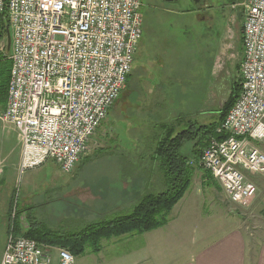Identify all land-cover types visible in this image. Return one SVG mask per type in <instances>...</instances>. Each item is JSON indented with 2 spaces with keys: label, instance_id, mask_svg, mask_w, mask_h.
I'll list each match as a JSON object with an SVG mask.
<instances>
[{
  "label": "built area",
  "instance_id": "built-area-1",
  "mask_svg": "<svg viewBox=\"0 0 264 264\" xmlns=\"http://www.w3.org/2000/svg\"><path fill=\"white\" fill-rule=\"evenodd\" d=\"M142 0H0L12 61L4 120L18 132L19 173L54 161L72 172L126 87L143 36ZM242 90L192 166L249 208L264 174V0H247ZM1 31V29H0ZM3 49L0 35V50ZM227 199V200H228ZM14 213V212H13ZM56 261V262H55ZM76 257L10 228L0 264H75Z\"/></svg>",
  "mask_w": 264,
  "mask_h": 264
},
{
  "label": "rangeland",
  "instance_id": "rangeland-1",
  "mask_svg": "<svg viewBox=\"0 0 264 264\" xmlns=\"http://www.w3.org/2000/svg\"><path fill=\"white\" fill-rule=\"evenodd\" d=\"M193 1L142 0L141 5L144 40L150 37L148 42L151 51H159L152 44H161L160 47L163 46L166 51L165 61H168L169 70L179 71V99L176 98L175 91L163 92L165 107L163 115L158 114L159 109H154L150 103L145 104L143 94L133 88L129 79L120 98L90 139L86 153L72 172H63L50 160L20 174V138L14 127L4 120L7 104L3 109L0 108V180H6L0 184V245L7 240V225L10 219L12 221L16 206L23 209L37 204L38 217L53 229H71L77 225L76 221L79 222V227H83L95 219H103L106 214L92 216L89 213H94L95 206L104 207L105 202L115 205L117 200L121 201L123 198L121 192L115 195V192H111L113 190L105 187L109 181L106 177L103 178V166L116 165L122 153L135 149L136 142H132L134 135H140L143 138L140 141L144 145L146 132L148 135L152 127L151 122L157 119L159 121L160 117L168 121L171 112L175 110H180L181 113L190 108L200 113L217 109L216 113L220 112L230 97L231 87L241 79L237 64L243 58L238 49V38L245 20L247 0H200L195 6L191 4ZM1 38L3 49L0 53L10 57L8 36ZM172 95L175 108L169 103ZM146 102H149L148 96ZM256 145L264 149V140L256 142ZM247 174L257 187L261 186L257 194L261 191L264 193V174ZM195 175L189 189L197 186L196 188L204 190L206 196L217 193L218 199L228 206L222 188L213 187L209 192L207 186L202 187L200 179H196ZM100 191L108 192V198H102ZM10 198L12 212L5 217L7 200ZM262 198L259 208L254 203L249 208L233 206L237 219L255 231L254 235L264 229V195ZM91 208L93 210L88 211ZM213 216V225L216 226L214 218L217 216L215 213ZM22 218L25 221L24 215ZM143 238V234L135 233L104 239L101 241L104 251L99 260L93 257L92 248L88 245L85 253L76 257L75 264H130L124 260L119 261L117 257L142 243Z\"/></svg>",
  "mask_w": 264,
  "mask_h": 264
},
{
  "label": "crops",
  "instance_id": "crops-1",
  "mask_svg": "<svg viewBox=\"0 0 264 264\" xmlns=\"http://www.w3.org/2000/svg\"><path fill=\"white\" fill-rule=\"evenodd\" d=\"M154 36L157 38V34ZM144 37L143 33L141 40L138 42L139 45L136 54H134L135 58L130 80L132 81L133 88L143 94L145 104H152L154 109H159V111H157L158 114L160 113L163 115L162 110L165 107L163 103V92L175 91L177 92L176 98L179 99L178 96H180L179 92L181 89L179 86L180 79L177 78L179 77V71L169 70L168 61H165L167 58L166 51L163 46L160 47L161 44H159V46L152 44V47L159 49V51H151L152 48H150L151 45L148 42L150 37L148 40H144ZM158 38L159 40L161 39L159 36ZM135 63H137L136 66ZM144 63L145 66H142ZM192 89L194 88L192 87ZM147 96L149 102H146ZM173 96L174 95H172L169 103L172 108H175L174 103H172ZM221 106L222 101L220 107ZM215 110H209L211 112L201 111L200 113H196L195 110L190 108L185 109L181 113L180 110H173L174 112H171L168 121H176V118L182 115L188 116L184 121L191 119L199 125L218 124L220 116ZM162 119L163 118L160 117L159 121H162ZM153 122L157 123L158 119ZM132 139V142H136L135 149L133 148L132 150L122 153L128 158L129 161H127V163L123 165L116 163V165L110 164L103 166L106 172L111 173L110 176L112 178H115V176L117 177L116 179L111 178V180L108 178L110 184H112L113 181L115 182V186L118 188L116 192L127 190L133 185L136 188H142V186L149 181L140 177L136 178L137 174L131 175V173H129L133 168L139 167L140 171L149 167V164H137V158H133L137 155L135 153H140L142 150L144 145L140 140L143 138L140 135H134ZM195 142L196 141L187 142L181 151L190 157L189 160L195 159L196 155L201 153V150H199L200 148L196 146ZM201 144V149H203L205 144ZM259 149H262V147ZM135 150H137V152H135ZM262 150L264 151V149ZM132 163H134V165ZM121 171H123V175L125 176L122 181L119 179ZM125 171L128 173L126 174ZM195 174V178H199L202 187L207 186L209 192L215 187L221 188L218 186L219 184L213 176H207L208 173L206 170L196 168ZM248 178L251 179L249 175ZM5 181L6 180H0V184ZM105 187L108 188L110 186L107 184ZM196 187L197 186H195L194 189L188 188L185 195L173 207L171 213H169L170 220L166 225L143 233V242L135 245L125 252V254L118 256V260H124L125 263L130 262V264H264V229L260 230L257 235H254L256 234L255 231L253 232L246 224H243V221L237 219L235 212H233V206L236 207V205L230 202L227 195L225 200L228 206L218 199L219 195H217V193L216 195L214 193L206 196L203 189ZM260 187L258 190H260ZM223 193L225 192L223 191ZM263 195V191L255 195L251 204L254 203L256 204L255 207H261ZM7 201L8 205L5 217L10 214L13 208L11 198ZM28 202L29 201H27V203ZM119 202L120 200H117L114 204L118 206ZM106 203L107 202H105L106 206H95V209H106ZM207 203H209L208 208ZM84 205L88 206V204ZM213 213L217 216L214 218L216 219V226L213 225V218H211L214 217ZM8 226L9 225H7L6 229L7 234L9 232ZM5 244L6 240L0 245V261ZM56 248L57 247H51L53 254L56 252ZM103 251L104 248L102 246L99 253L92 252V255L99 260ZM54 256H56V254H54Z\"/></svg>",
  "mask_w": 264,
  "mask_h": 264
},
{
  "label": "trees",
  "instance_id": "trees-1",
  "mask_svg": "<svg viewBox=\"0 0 264 264\" xmlns=\"http://www.w3.org/2000/svg\"><path fill=\"white\" fill-rule=\"evenodd\" d=\"M0 29L1 37L8 35L9 23L3 16L0 17ZM242 31L243 26L240 29V37L238 38V49L242 53L243 58ZM11 65V58L8 55L0 53L1 109L7 104ZM237 66L239 69L240 63ZM130 77L131 74L126 79L127 83ZM241 87L242 76L240 81H237L231 87L230 97L218 113L220 114L218 124L199 125L191 119L184 121L188 116L182 115L178 116L176 121L174 120L172 122L166 121L164 118L157 123L152 122L150 133L147 135L146 132V137L144 138L146 142L142 150L140 153H135L137 155L133 157L137 158V164H149V167L140 171L139 167H137L129 171L131 175L137 174L136 178L140 177L149 181L142 188H136L133 185L127 190L118 191L121 192V197H123L118 206L107 202L108 209H96L94 213L88 212L93 216H104L106 214L103 219H95V221H91L83 227H79V222L76 221L77 225L71 229H53L46 226L38 217L36 210L38 205L31 204L23 209H19L16 206L8 229L10 230L13 227L15 233L23 234L26 237L36 240L40 244L65 248L77 257L85 253L88 245L92 248L93 252L99 253L102 249L101 241L104 239H110L112 237L119 238L126 234H143L166 225L170 220L169 213H171L173 207L185 195L188 188L191 187L193 175H195L196 167L189 164V157L181 152L183 147L187 142L196 141V146L201 150V143L206 146L209 138L213 136L219 139L226 137V135L218 134L217 128L224 121L228 114L227 112L230 111L235 100L239 97L242 90ZM200 155L201 153L197 154L196 158H199ZM127 161H129L128 158L121 155L118 163L119 165H123ZM132 164L134 165V163ZM103 171V178L106 177L107 180H111V173L106 172L105 168H103ZM206 172L208 173L207 176H212L209 171L206 170ZM116 178L115 176L112 179ZM124 178L123 171H121L120 181ZM158 181L162 183V187ZM108 186H110L108 189L113 190L111 192H115V195H117L116 191L118 188H116L115 182L113 181L112 184L109 183ZM104 192L100 191V194L102 198L107 199L109 193ZM96 194L99 195V193ZM91 210L93 209H88V211ZM23 215L25 216V221L22 218Z\"/></svg>",
  "mask_w": 264,
  "mask_h": 264
},
{
  "label": "water",
  "instance_id": "water-1",
  "mask_svg": "<svg viewBox=\"0 0 264 264\" xmlns=\"http://www.w3.org/2000/svg\"><path fill=\"white\" fill-rule=\"evenodd\" d=\"M197 1V0H196ZM8 49H11V31L8 29Z\"/></svg>",
  "mask_w": 264,
  "mask_h": 264
},
{
  "label": "flooded vegetation",
  "instance_id": "flooded-vegetation-1",
  "mask_svg": "<svg viewBox=\"0 0 264 264\" xmlns=\"http://www.w3.org/2000/svg\"><path fill=\"white\" fill-rule=\"evenodd\" d=\"M164 1H179V0H164ZM200 0H194L193 3H191L193 6H195V4H198Z\"/></svg>",
  "mask_w": 264,
  "mask_h": 264
}]
</instances>
